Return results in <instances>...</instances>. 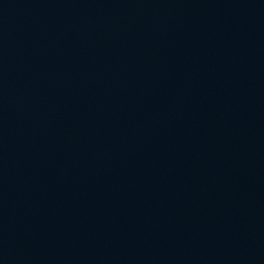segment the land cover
I'll return each instance as SVG.
<instances>
[{"label":"water","instance_id":"95a60500","mask_svg":"<svg viewBox=\"0 0 264 264\" xmlns=\"http://www.w3.org/2000/svg\"><path fill=\"white\" fill-rule=\"evenodd\" d=\"M0 264H264V0H0Z\"/></svg>","mask_w":264,"mask_h":264}]
</instances>
